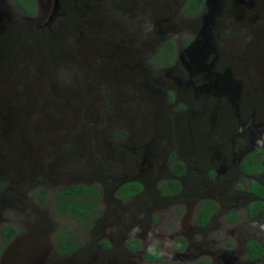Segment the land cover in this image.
Wrapping results in <instances>:
<instances>
[{
    "label": "flooded vegetation",
    "instance_id": "af4514ba",
    "mask_svg": "<svg viewBox=\"0 0 264 264\" xmlns=\"http://www.w3.org/2000/svg\"><path fill=\"white\" fill-rule=\"evenodd\" d=\"M20 1L26 10L15 0H0L3 28L12 20L22 22L21 36L11 31L10 40L7 34L0 57V105L28 107L29 113L42 114L45 125L61 126L56 131L44 127L41 133L33 131L23 138L0 126V164L16 163L19 180L30 183L23 194L20 184L14 187V201L20 203L28 189L39 186L24 206L33 213L68 218L82 231L75 220L55 213L54 189L83 184L92 192L100 191L89 228L95 231L93 251H88L87 242H79L72 251L63 252L81 253L75 264H162L143 258L147 245L142 234L140 239H128L135 224L120 229L130 202L142 197L140 207L166 210L167 220H174L167 239L173 244L178 240L182 248L170 249L173 264H264V233L253 224L241 227L238 222L264 224V170L248 172L264 163V97L254 92L248 66L228 52L233 38H244L245 19L253 21L259 12L246 14L244 1L261 4V0H221L215 14H209L205 0ZM235 3L243 7L233 18L236 7H226ZM92 15L105 23L95 28ZM83 39L94 41L92 53L84 54L76 46ZM129 57L136 63L127 62ZM102 63L108 64L109 75L97 71ZM61 67L67 79L62 88L80 99L74 112L60 105V95L55 99L45 94L47 77ZM86 78L99 91V99L106 100L108 115L118 99L146 107L143 130L126 134L99 127L96 116L82 105V100L95 97L81 88ZM184 112H189L197 129V143L179 153L172 147L173 136ZM92 118V126H85ZM109 121L107 116L105 123ZM248 180L256 182L262 196L249 190ZM136 186L139 190L129 194ZM9 210L14 213L18 208ZM230 211L234 221H228ZM141 212L136 211V224L145 230L150 216L145 219ZM202 214L206 220L197 223ZM161 215H156L157 221ZM7 220L0 217V254L19 240V227ZM4 225L15 231L5 240ZM212 228L222 237L210 238ZM130 241L136 249L127 245ZM247 241L259 245L258 257L247 254ZM215 244H232L240 252L219 248L211 253Z\"/></svg>",
    "mask_w": 264,
    "mask_h": 264
},
{
    "label": "rangeland",
    "instance_id": "374dc122",
    "mask_svg": "<svg viewBox=\"0 0 264 264\" xmlns=\"http://www.w3.org/2000/svg\"><path fill=\"white\" fill-rule=\"evenodd\" d=\"M244 5L246 14L255 15L258 10L260 16L258 17V13H256V18L253 21L250 19H245L246 26L241 30V32H243L241 35H243L245 39L237 38L238 40H236L233 38V49H229L228 52L231 58L234 57L236 58V61L238 60L240 63L246 64L248 66L254 92L258 96L264 97V0H261V4H254L253 1H244ZM232 6L236 7V9L231 12V16L234 18L236 15L241 14L242 11L240 8L241 6L243 7V5H240V3H235V5L230 4L226 7V9H230ZM91 18L92 25H94L95 28H98V25L105 23V19L97 17V15H92ZM235 20H237V18ZM21 23L22 22H18L17 20H12V22L5 23L6 27L4 29V24L1 23L0 57L2 55L4 45L6 48L7 34L8 37L10 36V40L12 39L11 31L19 32L18 38L21 36L22 33L19 30V24ZM76 39H80L78 34H76ZM26 40L27 42H30L29 39ZM80 42L82 43L79 44ZM80 42L78 45L76 44V46L82 49V53L86 54L93 52L92 43L94 41L91 42L90 40L83 39ZM8 43L12 45L11 41ZM13 46L17 45L14 44ZM126 61L130 64L136 63V61L132 60L131 57L127 58ZM233 61L235 62L234 59ZM36 69H40V67L36 66ZM64 69L65 68L61 67L60 69L55 70L54 75L47 77V83L44 86V90L45 94L47 92V94L51 95L52 98H55L56 95H60V105L64 107L65 110L74 112L79 108L80 99L72 96V91H67L66 89L62 88V86L65 84V80H67L64 76ZM96 69L99 73H107L108 75L110 74L108 73L109 67L106 63H102V65L96 67ZM33 73V70H29V74ZM88 82H90V79L86 78L81 83V88L85 93L93 92L95 97L90 99L87 98L84 101L82 100V105H85L90 110V112L96 116V121H98L99 127H113V132L117 131L126 134L138 133L139 131L143 130V126L145 125L147 118V113L145 110L146 107L145 109H142V104L141 107H137L118 99V101L112 102L113 111H111V114L108 115L106 112V107L108 106L106 100L99 99V91H95L93 85ZM65 90L68 93H66ZM112 93L114 98H117L118 93L116 88H112ZM30 111L31 110L28 107H23L21 105L13 106L6 102L2 103L0 105V126L8 132H14L20 138L25 137L28 133L33 131H38L41 133L44 127L52 128L55 131L60 128L61 125H58V123L52 125V127L45 125L42 114H38L37 112L29 113ZM107 116L110 117L111 121L105 123ZM189 116V112H184L180 115V119H178L176 123V132L173 136L174 142L172 147L174 150H179V153L189 151L197 143V140L195 139L197 129L195 125L192 124ZM43 117L47 118L48 114L43 113ZM36 118L38 121H36ZM94 120L95 118H92L90 122L85 124V126L91 127ZM17 167L18 165H16V163L6 165L0 164V173H2L1 175L5 174L7 176L6 180L0 178V195L2 194V198H5L4 204L0 203V207H2L0 208V217L8 218V223H16V227H19V240L21 239L20 243L18 242L19 240L14 242V244L17 246L12 244L13 246L9 247L7 245L5 249H3L0 254V264H75L80 260L81 253L76 252L74 255H69L63 252H57L52 245L56 242V236L62 230H65V226H67L66 228L75 234L74 236L72 235L73 238L71 239L73 244L77 245L79 242H87V244L90 246L87 248L88 251H93L92 240L94 238V230L86 233L79 231L76 229V227H74L75 225L68 218L58 217L55 216V214L45 215L46 213L41 212L33 213L29 208L24 206L27 200L30 198V195L33 196L36 194L35 192L39 191V186H33V188L28 189L26 191L25 197H21L20 203L19 200L14 201V187L20 184L23 194L25 192V188L30 184L29 182L22 183L19 180V176H17ZM6 169L9 171L4 172ZM234 186H237V188L240 187L239 184ZM227 193L229 194H227V196H230L231 190ZM10 198H12V200ZM143 198L144 197L130 202V205L127 207L129 210L125 212L121 220L120 229L123 230L125 224H129V226L136 224V211L142 210L144 213L141 212V215L143 213L145 219L150 216V221L145 223V227H148L144 230V232H148L150 230L158 231L162 240L167 239L169 229L172 227L174 220H167L166 210L153 212L152 209L147 210L140 207V200H143ZM12 207L18 208L17 212L12 213V211L9 210V208ZM157 214H162V219L160 221H157ZM142 221L144 223V219L141 220V223ZM214 221L211 223L213 224ZM238 222L241 227H244L247 224H253L255 221L252 220L247 223L240 219ZM54 223H58L59 225L55 227V225H53ZM239 225H236V227L239 228ZM209 236L210 238L222 237V233L220 230L212 228L209 232ZM215 245L216 246L213 248H210L211 253L215 254L216 250L219 248H224L228 250V252H234L236 254H239L240 252V249L232 244L230 246H226L224 244ZM133 260L135 261V259Z\"/></svg>",
    "mask_w": 264,
    "mask_h": 264
},
{
    "label": "trees",
    "instance_id": "16d2710c",
    "mask_svg": "<svg viewBox=\"0 0 264 264\" xmlns=\"http://www.w3.org/2000/svg\"><path fill=\"white\" fill-rule=\"evenodd\" d=\"M18 5L22 6L24 10L25 6H23L20 0H15ZM29 7V6H28ZM179 164V163H178ZM264 170L263 165H259L258 167L250 168L249 173L253 174L257 171ZM178 171V170H176ZM134 185H137L134 183ZM249 190L257 194L258 196H262L259 194L258 185L253 180H248ZM91 186H85L83 184H73L71 186H61L54 189V199H53V208L56 214L65 215V217H69L75 220L82 228L83 232H89V228L91 227L90 220H92L96 214H94V209L96 208L95 204L98 201L100 191L92 192ZM139 190V187L136 186L129 194H132ZM250 209V207H248ZM253 211L248 212V216L253 215ZM228 221H234L235 215L234 212L230 211L227 214ZM206 218L203 219V214L196 219L197 223H203ZM15 233L14 229L10 225H4L1 229V237L3 240L10 238ZM75 234L70 231L68 233L67 230H62L56 236V242L54 243V248L57 252H70L76 248L77 245L73 244L71 239ZM65 241V243H64ZM132 241L128 242L127 245L132 249H136L137 245L135 242L134 245H131ZM174 249H181L182 245L178 244V240H176L173 244ZM245 248L247 250V254L251 257H258L261 253V249L259 245L254 241H247ZM144 259L149 261H157L154 257H151L146 254L145 250L142 254Z\"/></svg>",
    "mask_w": 264,
    "mask_h": 264
},
{
    "label": "clouds",
    "instance_id": "9594fccd",
    "mask_svg": "<svg viewBox=\"0 0 264 264\" xmlns=\"http://www.w3.org/2000/svg\"><path fill=\"white\" fill-rule=\"evenodd\" d=\"M142 219V216L138 217ZM253 228H258L261 233H264V224L254 222ZM180 228V225H177ZM143 233V239L146 242L145 252L147 255L154 257L162 262V264H173V255L170 249L173 247V241L171 239H161L158 231L144 232L143 227L140 224H135L127 233L129 240H136L141 238Z\"/></svg>",
    "mask_w": 264,
    "mask_h": 264
},
{
    "label": "water",
    "instance_id": "95a60500",
    "mask_svg": "<svg viewBox=\"0 0 264 264\" xmlns=\"http://www.w3.org/2000/svg\"><path fill=\"white\" fill-rule=\"evenodd\" d=\"M205 4L208 7L209 14H215L221 7V0H205ZM1 28L2 25L0 24V29Z\"/></svg>",
    "mask_w": 264,
    "mask_h": 264
}]
</instances>
